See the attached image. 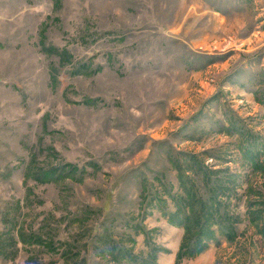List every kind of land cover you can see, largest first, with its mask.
Masks as SVG:
<instances>
[{"label":"rangeland","instance_id":"1","mask_svg":"<svg viewBox=\"0 0 264 264\" xmlns=\"http://www.w3.org/2000/svg\"><path fill=\"white\" fill-rule=\"evenodd\" d=\"M183 179L235 237L178 259ZM263 231L264 0H0V264H264Z\"/></svg>","mask_w":264,"mask_h":264},{"label":"trees","instance_id":"2","mask_svg":"<svg viewBox=\"0 0 264 264\" xmlns=\"http://www.w3.org/2000/svg\"><path fill=\"white\" fill-rule=\"evenodd\" d=\"M47 52H53L57 56H60L63 60H69L66 52H59L57 50H46ZM81 71L75 72L80 74ZM52 81L56 84L57 78L52 76ZM92 101H87V104ZM80 169L72 164H62L51 168H40L29 166L27 168V177L34 181L46 184V183H58L59 181L71 178L77 180ZM184 189L185 196L173 198L175 201V211L168 213V221L175 226L183 227L185 230V238L178 252L177 258L182 257H194L206 248V242L212 240L215 237L214 227H218L219 230L226 236L227 240H233L235 237V231L231 224H225L226 221H231V218L226 214H221L218 210L220 201L218 199H210L207 201L202 200L194 193L191 187L185 186L184 179L181 180ZM159 201V200H158ZM264 232V231H263ZM19 240L26 245H43L47 248V243L42 237L37 234L29 233L25 234L22 230L18 231ZM13 245H4L2 247L3 254L12 248Z\"/></svg>","mask_w":264,"mask_h":264}]
</instances>
